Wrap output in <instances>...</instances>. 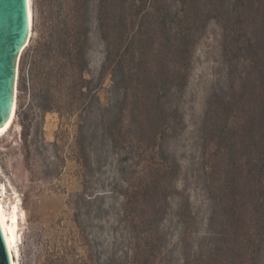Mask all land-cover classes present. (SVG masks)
<instances>
[{
    "label": "trees",
    "instance_id": "trees-1",
    "mask_svg": "<svg viewBox=\"0 0 264 264\" xmlns=\"http://www.w3.org/2000/svg\"><path fill=\"white\" fill-rule=\"evenodd\" d=\"M212 22L222 30L227 83L208 99L200 127L211 212L196 245L185 204L178 211L183 264H264V0H48L22 59L19 88L35 107L78 116L86 170L83 116L96 111L92 137L118 157L123 214L133 232L142 228L144 264L168 194L180 193L182 166L167 147L186 127L182 99ZM93 30L105 47L98 79L86 77ZM106 73L112 99L102 107Z\"/></svg>",
    "mask_w": 264,
    "mask_h": 264
},
{
    "label": "rangeland",
    "instance_id": "rangeland-1",
    "mask_svg": "<svg viewBox=\"0 0 264 264\" xmlns=\"http://www.w3.org/2000/svg\"><path fill=\"white\" fill-rule=\"evenodd\" d=\"M47 2L31 0L33 32L29 44L37 35ZM28 46L19 63L15 122L0 137L3 202L7 206L16 202L23 216L19 263L132 264L136 248L138 264H144L142 228L133 232L123 214L125 197L119 188L124 183L118 172V157L107 142L92 137L96 111L83 116L87 118L85 145L91 157V169L86 170L80 160L78 116L44 114L35 107L29 91H20L22 59ZM88 59L86 77L98 79L105 47L95 30ZM226 78L222 30L212 22L197 47L194 70L182 99L186 127L167 147L182 166L180 193L168 194L167 214L148 247L151 264H183L180 240L184 223L178 215L181 204H185V220L194 231L190 242L196 245L207 231L211 203L204 184L200 127L208 99L226 85ZM111 86V76L106 73L98 91L102 107L112 99Z\"/></svg>",
    "mask_w": 264,
    "mask_h": 264
},
{
    "label": "water",
    "instance_id": "water-1",
    "mask_svg": "<svg viewBox=\"0 0 264 264\" xmlns=\"http://www.w3.org/2000/svg\"><path fill=\"white\" fill-rule=\"evenodd\" d=\"M28 36L27 0H0V127L11 115L17 71ZM0 264H11L1 226Z\"/></svg>",
    "mask_w": 264,
    "mask_h": 264
},
{
    "label": "bare ground",
    "instance_id": "bare-ground-1",
    "mask_svg": "<svg viewBox=\"0 0 264 264\" xmlns=\"http://www.w3.org/2000/svg\"><path fill=\"white\" fill-rule=\"evenodd\" d=\"M27 7H28L29 36L25 47L28 46L33 32L32 30L33 14H32L31 0H27ZM17 76H18V71H17ZM16 108H17V84L15 87L14 101H13L11 115L7 120V122L0 127V137L8 133L9 130L13 127L16 118ZM3 191H1V185H0V226L5 238V242L7 244L8 252L11 259V264H20L19 263V258H20L19 229L21 225V220L23 218L22 210L20 209L19 205L16 202H13L11 205L7 206L3 202V197H4Z\"/></svg>",
    "mask_w": 264,
    "mask_h": 264
}]
</instances>
